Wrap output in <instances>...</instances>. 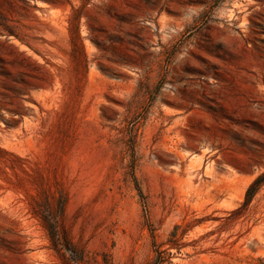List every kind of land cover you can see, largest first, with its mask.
I'll return each instance as SVG.
<instances>
[{"label": "rangeland", "instance_id": "rangeland-1", "mask_svg": "<svg viewBox=\"0 0 264 264\" xmlns=\"http://www.w3.org/2000/svg\"><path fill=\"white\" fill-rule=\"evenodd\" d=\"M157 247L264 264V0H0V264Z\"/></svg>", "mask_w": 264, "mask_h": 264}, {"label": "trees", "instance_id": "trees-1", "mask_svg": "<svg viewBox=\"0 0 264 264\" xmlns=\"http://www.w3.org/2000/svg\"><path fill=\"white\" fill-rule=\"evenodd\" d=\"M259 181V179H255L248 187L246 193H245V199H244V204L247 203V201L249 200V197L251 195V189L253 188V186L255 184H257ZM156 255L154 257V259L151 261L150 264H168L170 263V261L166 258L165 256V250H161L158 247L155 249Z\"/></svg>", "mask_w": 264, "mask_h": 264}]
</instances>
